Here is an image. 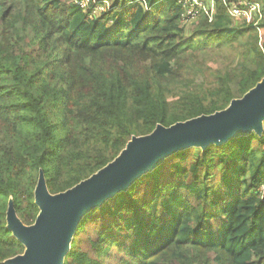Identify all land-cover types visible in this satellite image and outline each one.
I'll list each match as a JSON object with an SVG mask.
<instances>
[{
    "label": "trees",
    "instance_id": "16d2710c",
    "mask_svg": "<svg viewBox=\"0 0 264 264\" xmlns=\"http://www.w3.org/2000/svg\"><path fill=\"white\" fill-rule=\"evenodd\" d=\"M107 1L92 15L0 0V264L24 250L5 213L11 200L34 222L39 170L62 192L132 136L222 110L264 77V0L257 25L215 0L190 27L178 0ZM212 49L234 60L214 67ZM261 128L164 158L83 215L62 264H264Z\"/></svg>",
    "mask_w": 264,
    "mask_h": 264
},
{
    "label": "water",
    "instance_id": "95a60500",
    "mask_svg": "<svg viewBox=\"0 0 264 264\" xmlns=\"http://www.w3.org/2000/svg\"><path fill=\"white\" fill-rule=\"evenodd\" d=\"M263 120L264 77L222 110L167 127L158 124L146 135L132 136L112 161L62 192L51 194L39 170L33 190L38 207L34 222L23 224L15 214L12 201H8L6 227L24 250L2 264H62L75 228L89 210L125 190L177 150L221 144L252 130L259 133Z\"/></svg>",
    "mask_w": 264,
    "mask_h": 264
},
{
    "label": "built area",
    "instance_id": "2783aa9c",
    "mask_svg": "<svg viewBox=\"0 0 264 264\" xmlns=\"http://www.w3.org/2000/svg\"><path fill=\"white\" fill-rule=\"evenodd\" d=\"M178 0L183 11L181 14V20L191 21V19L197 16V13L202 11L210 19L215 9V0ZM75 2L85 11L90 10L95 12H103L108 9L109 2L107 0H75ZM228 9L229 15L233 19L243 18L246 22H253L257 25L261 20V4L257 0H222ZM206 7H205V6ZM92 10V11H91Z\"/></svg>",
    "mask_w": 264,
    "mask_h": 264
},
{
    "label": "rangeland",
    "instance_id": "374dc122",
    "mask_svg": "<svg viewBox=\"0 0 264 264\" xmlns=\"http://www.w3.org/2000/svg\"><path fill=\"white\" fill-rule=\"evenodd\" d=\"M64 1H66V2H71V1H73V0H64ZM75 1V0H74ZM258 2H259V0H257ZM207 0L205 1V5L207 6ZM204 5V6H205ZM205 6V7H206ZM92 11V10H91ZM99 13H101V11L100 12H95V11H92V15H97V14H99ZM192 20H193V18L191 19V21H184V23H185V26L186 27H190L191 26V22H192ZM193 23H195V22H193ZM192 23V24H193ZM210 55V58H212V62H211V65L212 66H214V67H222L223 65H225V64H229V63H231V61H233L234 60V55L233 54H231V55H228V53L226 52V51H223L222 52V54H220V53H218L216 50H214V49H212V52H211V54H209ZM199 147V146H198Z\"/></svg>",
    "mask_w": 264,
    "mask_h": 264
}]
</instances>
